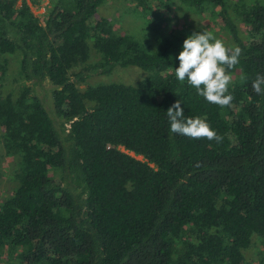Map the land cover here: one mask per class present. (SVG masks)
Segmentation results:
<instances>
[{
  "label": "trees",
  "instance_id": "trees-1",
  "mask_svg": "<svg viewBox=\"0 0 264 264\" xmlns=\"http://www.w3.org/2000/svg\"><path fill=\"white\" fill-rule=\"evenodd\" d=\"M105 1L47 0L36 15L25 0H0V141L14 175L0 193V264H264V94L251 87L264 75V0H179L210 10L243 50L224 108L173 70L197 30L165 33L158 9L131 0L148 28L137 39L97 18ZM127 66L147 74L90 81ZM44 82L51 111L36 90ZM177 100L222 141L172 133Z\"/></svg>",
  "mask_w": 264,
  "mask_h": 264
},
{
  "label": "clouds",
  "instance_id": "clouds-1",
  "mask_svg": "<svg viewBox=\"0 0 264 264\" xmlns=\"http://www.w3.org/2000/svg\"><path fill=\"white\" fill-rule=\"evenodd\" d=\"M243 50L239 46L228 47L210 31H194L183 41L177 59L179 66L174 70L180 82H187L198 96L221 108L231 107L234 96L229 92L232 76L229 74L240 62ZM241 81L247 77L242 75ZM251 87L258 95L264 94V75L257 74ZM170 131L191 139L206 138L220 143L223 139L208 123L206 118H186L181 101L177 100L166 111Z\"/></svg>",
  "mask_w": 264,
  "mask_h": 264
},
{
  "label": "rangeland",
  "instance_id": "rangeland-1",
  "mask_svg": "<svg viewBox=\"0 0 264 264\" xmlns=\"http://www.w3.org/2000/svg\"><path fill=\"white\" fill-rule=\"evenodd\" d=\"M256 0H247L243 2H254ZM152 8L158 9L160 14L164 18L163 28L164 32H174L177 34L187 33L190 29H195L197 31H210L216 38L222 40L226 46L230 47L228 44V34L221 30L220 19L216 18L214 15H211L210 10H205L201 15L192 12L185 5L179 3V0H148ZM173 2V5L171 4ZM169 3L171 5H169ZM240 4L238 0H230V4ZM241 4L240 10L243 7ZM135 3L131 0H107L105 1L97 10V18L107 17L110 20H114L116 27L120 31H124L134 35L137 39H143V35L148 28L146 27L143 19L139 18L138 14L134 12ZM239 12V9H238ZM40 13L36 12V15ZM232 11L230 10V15ZM233 15V14H232ZM234 22L239 29H243V24L240 20L236 19L235 16ZM10 67L9 80L12 82L13 86L18 85V76L13 72L15 66ZM147 72L144 70L135 67H119L114 69L111 73L105 75L96 76L95 79L90 80L91 83H109L113 81L124 82L127 84H135L139 80L143 79L146 76ZM84 85H82L83 87ZM50 88L51 85L48 82H44L42 86L37 87L36 90L38 94L45 101L49 111L52 110V103L50 99ZM51 113V112H50ZM53 115V114H51ZM56 119V118H55ZM57 121V119H56ZM139 158V156H137ZM0 193L6 195L10 192L14 180H13V158L4 154L3 147L0 141ZM50 172L53 174L55 181L60 180L61 171L58 169H52ZM259 244L256 242L253 243V247L249 251H244V254H247L248 260L252 258H257L259 256Z\"/></svg>",
  "mask_w": 264,
  "mask_h": 264
},
{
  "label": "built area",
  "instance_id": "built-area-1",
  "mask_svg": "<svg viewBox=\"0 0 264 264\" xmlns=\"http://www.w3.org/2000/svg\"><path fill=\"white\" fill-rule=\"evenodd\" d=\"M22 0H18L20 3ZM27 4L30 6L32 12L36 14V12L40 13L39 15L45 14L47 0H25Z\"/></svg>",
  "mask_w": 264,
  "mask_h": 264
}]
</instances>
